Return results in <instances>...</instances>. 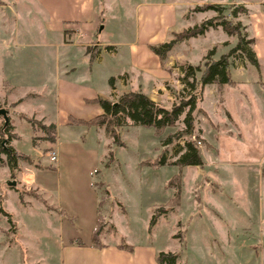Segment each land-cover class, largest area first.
Wrapping results in <instances>:
<instances>
[{"label":"rangeland","instance_id":"374dc122","mask_svg":"<svg viewBox=\"0 0 264 264\" xmlns=\"http://www.w3.org/2000/svg\"><path fill=\"white\" fill-rule=\"evenodd\" d=\"M9 1L14 2L13 12L9 7L0 10V36L2 24L13 27L15 35L13 39L8 37V44L3 47L0 37V90H3L0 108L6 110L11 132L16 135L7 145L27 155L30 161L17 159L16 169L12 172L6 165H0V209L12 212V220L18 226L24 222L35 230H26L28 234L24 231L27 236L21 238L22 243L14 237L18 228L11 223L10 215L0 212V264L28 263L34 257L25 253V245L32 246L35 255L44 258L48 264L57 263L60 222L51 216L54 221H50L53 226H49L46 220L40 218L39 212L23 211L21 208H26V204L44 211L42 205L24 191L30 189L29 186H35V182L42 186L37 192L51 204H56L58 192L62 193V197L65 194L74 196L75 192L83 193L89 188L86 167H94L95 163L96 167L91 172L92 191L96 192L100 202L99 214L106 221L100 241L153 244L159 250L176 253L175 264H264V174L261 173L264 169V61L258 62L257 69L237 55L232 62L244 66L233 70L234 78L241 80L242 84L229 90V99L233 105L236 100L241 104L238 105L241 117L252 113L260 115L255 126L242 125L236 130L230 119L222 117L221 93L212 97L216 106H213L210 115L204 111L203 114L194 113V135L200 140L201 167L153 164L161 150L165 151L167 163L181 154L182 140L165 146L161 140L182 129L183 114L174 126L160 131L135 126L125 119L119 129L122 146L114 145L101 127L86 129L68 123L72 128H60L57 145L54 146L55 140L52 144L41 140L42 133L31 129L28 122L17 116V111L45 123L55 120L54 76L56 72H63L61 61L58 63L60 69H56V39L45 31V16L38 11L36 0ZM143 1L114 0L112 11L103 15L106 27L102 32L103 26L100 27L99 38L110 32L112 41L133 40L138 29L135 6ZM147 1L187 3L175 7V24L165 41L172 39L173 33H180L218 16L212 10L196 11L193 9L196 5L190 3L224 2L220 4L225 7L222 17L239 21L247 37H251L248 11L264 12V0ZM236 7L238 14L232 18L228 13ZM241 9H245L247 14H242ZM262 35L264 45V28ZM235 41V36L227 35L220 26L209 28L202 35L179 40L164 61H158L167 74L165 80L151 84L132 79V84H129L126 74H122L113 79L112 88L107 85L108 77L114 74L118 65L123 64V54L119 50L116 56L106 54L97 68L94 65L88 80L96 94L111 101L123 91L139 90L169 107L184 93L179 82L180 66L199 65L206 57L216 59ZM91 47L95 46L87 48ZM209 50H212L211 54L206 56ZM10 52L11 56H6ZM74 63L81 70L85 68L79 58L75 57ZM4 80L13 90L3 87L1 81ZM10 91L13 94L11 97ZM18 102L21 103L17 111L13 110ZM216 137L222 141L216 143ZM50 151L55 152L57 161L49 160ZM109 152L113 159L105 166ZM176 175L181 178L180 196L178 206L172 207L169 204L174 189L170 181ZM10 181L14 184H8ZM104 189L108 191L107 195L103 194ZM19 195L23 200L22 207ZM156 207L169 210L148 228L150 215ZM60 216L64 225L75 226L68 213ZM19 230H22L21 227ZM76 230L84 232L83 227ZM82 233L79 232V236ZM2 246L7 248L4 250Z\"/></svg>","mask_w":264,"mask_h":264},{"label":"crops","instance_id":"0c3cea01","mask_svg":"<svg viewBox=\"0 0 264 264\" xmlns=\"http://www.w3.org/2000/svg\"><path fill=\"white\" fill-rule=\"evenodd\" d=\"M36 1L38 11L41 12L43 16H45V31L52 34V36L56 39V69L57 71L60 69L58 65L60 61L62 63V66L60 67L63 69V72H56L54 76L55 88L53 102L55 103V120L50 119L47 120L46 123L42 121L43 124L52 123L55 126L56 139L54 146L57 145V133L59 129L67 128L70 130L72 128L70 125H68V116L78 119H89L101 113V109L97 104L88 102L96 96H99L96 94V90L90 86L88 79L93 69L92 67L96 65L97 68L106 54H112L116 56L119 50H121L123 54V64L118 65V69L115 70L114 74L109 75L108 79L110 77L115 79L116 77H121L122 74H126V81L129 84H132V79H136L138 81L142 80L144 82L148 81V83L152 84L153 81H159L161 79L165 80L167 77L165 71L160 68L156 56L147 48V46L164 42L168 38L170 30L175 24V7L179 4H187L186 2H157L144 0L141 3H137L135 10L138 29L136 31L135 38L133 40L131 38L126 40L112 41V33L109 32L104 35V38H99L100 36L98 35V32L101 26H103V28L100 30V32L104 31L106 24L103 15H107L110 11H112L111 5H113L114 0ZM205 3L216 2L190 4L200 5ZM222 3L224 2H217V4ZM13 6L14 2L11 3L9 0H0V10H3V8L8 9L9 7L11 8L10 11L12 13ZM248 13L251 37L254 38L252 50L258 62L264 61V45L262 41L264 12L257 10L254 12L248 11ZM11 21H13V19ZM11 28H9L8 24H5L4 26L3 24L1 25L2 32L0 37L2 47L3 45L5 46L8 44V37H12L13 39L15 35L14 28ZM88 46L95 47H91L88 52L86 51ZM8 55L11 56V52L6 54V56ZM90 55H93L91 60ZM75 57L76 59L79 58L81 65L85 67L84 69L81 70L75 66ZM243 66L244 64H233L230 68L232 69L230 76L235 83L236 89L242 84V82L241 80L234 78L235 74L233 73V70L240 68L242 69ZM1 82L3 87L6 86L7 88H11V90H13L6 80ZM107 85H109L108 80ZM112 85H114V83ZM232 89L234 90L235 88L227 85L214 86V84H210L206 86L203 91L204 93H202L203 99L199 102L198 108L204 111L207 115H210L209 113L213 110V106L215 105V100L212 99V97L215 94L219 95L221 93V96L219 97L222 98L221 105L224 109L222 117H225L228 121L230 119L231 124L234 128H236V130H238L239 126L242 125L255 126V122L260 115H257V113L246 115L244 116L248 118L246 120L244 117H241V112L238 111V105L240 106L241 104L238 102V100H236V104L233 105V101L229 99V90L231 91ZM0 92V94L3 93L2 88ZM12 95L13 94L10 91L9 97ZM216 102L218 104V101ZM20 103L21 102L15 104L13 110L17 111V107ZM240 108L242 110V107ZM17 112L20 113L19 111ZM198 130L200 129L198 128ZM218 134L224 135V133ZM214 140L216 143L222 141L221 138L218 137H216ZM57 160L58 159L55 161ZM95 167L96 163L94 167H86L89 173L88 189L84 190L83 193L80 192L79 194L75 192L74 196L73 194H65L62 197V193L58 192L56 197L58 202H55L56 204H51L49 201H47V199H45V196H42L41 193H38L40 192L42 186L37 185L35 182V186H29L30 189L34 190L36 194L40 195L44 201V203H41L32 197L36 202L42 205L44 210L43 212H41L38 207L36 208L34 206L30 208L27 206V204L26 208H21L22 206L20 204H23V200L19 195L18 201L19 205L21 206L20 208L23 211L33 210V213L36 211L39 212L40 218L46 220V225L48 224L49 226L51 224L50 221H54L51 219V216H53L54 219L56 218V220H59V236H61V238L56 264H158L155 260V255L157 252L163 250L157 249L155 246H153V244L143 242L132 243L122 240V242L130 246L131 249L121 248L118 246V243H108L104 241H101L102 243L100 247L91 245L90 232L94 226L96 205L98 202L96 192L92 191L94 188L91 185V172ZM2 211L10 215L12 224L17 225L16 222L12 220V212H8L3 209ZM61 213H68L70 216H72L75 226L69 227L64 225L60 216ZM20 227L22 230H19ZM79 227H83V233L78 230L75 231V229H78ZM17 228L18 232L13 235L22 243L23 241L21 238H25V236H27V231L35 230L34 228L29 227L28 224L24 225V222L20 224V226L17 225ZM79 232L82 233L81 236H79ZM33 235L35 237L36 234L34 233ZM63 235H65V239H62ZM0 244L2 245L1 241ZM3 248L5 250L7 247ZM23 249L25 253H30L31 256L34 257H31L30 259L28 258L29 261L26 264H48L45 260H43L44 258L40 259L38 258L39 256L35 255V250L32 246L29 247V245H25ZM20 264L24 263L22 262Z\"/></svg>","mask_w":264,"mask_h":264},{"label":"trees","instance_id":"16d2710c","mask_svg":"<svg viewBox=\"0 0 264 264\" xmlns=\"http://www.w3.org/2000/svg\"><path fill=\"white\" fill-rule=\"evenodd\" d=\"M193 9L196 11L212 10L218 16L206 19L180 33H173V38L168 41L148 45V49L157 57L159 63L164 61L166 54L179 40L202 35L209 28L220 26L221 30L227 35H234L236 41L229 50L220 54L216 59L206 57L199 65L187 64L180 66L181 76L179 77V82L182 85L181 92L184 93L176 102L171 103L169 107H165L139 90L123 91L113 101L106 97L96 96L88 102L97 104L101 109L100 114L89 119H78L68 116V123L74 126H82L86 129L101 127L105 134L111 138L114 145L122 146L123 144L119 137V129L125 119L135 126L152 127L160 131L165 127L174 126L180 115L183 114L181 120L182 129L168 134L161 140L163 146L171 144L173 141L177 142L182 140L183 145L181 146V154L173 161L167 163L164 155L165 151L161 150L153 164L154 166L168 164L177 166L178 168L186 166L201 167L203 162L198 147L200 140L194 135V113L198 112L203 114V111L197 107V103L201 100L204 88L210 84L235 87V83L230 76V68L233 64V58L236 55L242 57L256 69L259 67V64L251 48L254 43V38L247 37L239 21L233 22L230 19L222 17L224 16V6L217 3H205L196 5ZM241 11L242 14H247L245 9H241ZM228 14L232 18L236 17L238 14L237 7L232 8ZM89 49L91 48H86V51L89 52ZM211 51L212 50L207 51L206 56L210 55ZM92 56L93 55H90V60ZM112 81L113 79L110 77L108 79V84L113 88ZM17 116L28 122L31 129L39 130L42 133L40 137L41 140L50 144L54 142L56 135L55 126L52 123L43 124L41 121L28 117L23 113H18ZM0 136V165H6L9 171L12 172L16 169L17 159H24L27 162L30 161L27 155L18 153L7 145L8 141L16 138V135L11 132V125L8 121L4 124L3 119L0 124ZM112 159V153L109 152L108 163H105V166L108 165ZM261 173L264 174V169H262ZM11 176L13 175L11 174ZM170 183L174 189V196L169 206H178L180 196L179 189L181 185L180 175L174 176ZM24 192L39 202L44 203L41 196L36 194L34 190L28 189ZM107 193L108 191L104 189L103 194L107 195ZM99 204L100 202L98 201L94 226L90 232V243L97 247L101 246L102 242L100 241V235L106 223L99 214ZM169 208L171 209V207ZM168 210L169 209L164 207H156L150 215L148 228H151L156 223L160 215H166ZM0 212H2V209H0ZM174 236H177V234ZM118 246L131 249L130 246L124 244L122 240L118 243ZM176 259L177 254L170 251H159L155 255V260L158 264H175Z\"/></svg>","mask_w":264,"mask_h":264},{"label":"water","instance_id":"95a60500","mask_svg":"<svg viewBox=\"0 0 264 264\" xmlns=\"http://www.w3.org/2000/svg\"><path fill=\"white\" fill-rule=\"evenodd\" d=\"M0 116L2 117L3 123L5 124L7 122V120H8L7 116H6V110L5 109L0 108ZM8 184L13 185L14 181H10Z\"/></svg>","mask_w":264,"mask_h":264},{"label":"built area","instance_id":"2783aa9c","mask_svg":"<svg viewBox=\"0 0 264 264\" xmlns=\"http://www.w3.org/2000/svg\"><path fill=\"white\" fill-rule=\"evenodd\" d=\"M49 160L50 161H55L56 160V154L54 151L49 152Z\"/></svg>","mask_w":264,"mask_h":264}]
</instances>
